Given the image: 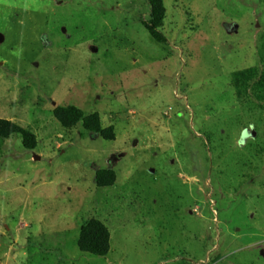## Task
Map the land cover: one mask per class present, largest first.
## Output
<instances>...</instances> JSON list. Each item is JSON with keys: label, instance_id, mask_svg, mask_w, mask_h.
I'll return each instance as SVG.
<instances>
[{"label": "rangeland", "instance_id": "1", "mask_svg": "<svg viewBox=\"0 0 264 264\" xmlns=\"http://www.w3.org/2000/svg\"><path fill=\"white\" fill-rule=\"evenodd\" d=\"M162 1L159 44L148 0H0V119L36 140L0 138V264H264V100L233 78L264 70V0Z\"/></svg>", "mask_w": 264, "mask_h": 264}, {"label": "trees", "instance_id": "2", "mask_svg": "<svg viewBox=\"0 0 264 264\" xmlns=\"http://www.w3.org/2000/svg\"><path fill=\"white\" fill-rule=\"evenodd\" d=\"M150 7V20L142 23L151 38L159 43H165L164 36L160 33V27L164 18L165 8L162 0H148ZM235 77V78H234ZM257 77V78H256ZM236 79V96L239 98L241 91L247 92L250 82L254 86L250 89L259 100H264V70L258 74L256 69L240 71L233 74ZM53 116L61 127L70 129L81 124L82 129L88 133L99 134L106 141H113V127L102 128L100 116L97 113L84 115L79 109L72 106H57L53 110ZM10 136H18L25 150H33L36 147L34 134L28 129L0 119V138L8 139ZM95 185L99 188L110 187L114 184L115 174L112 170H98L95 173ZM77 249L94 257H105L110 249V234L106 226L97 219H90L80 227L76 241Z\"/></svg>", "mask_w": 264, "mask_h": 264}]
</instances>
